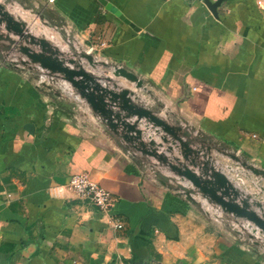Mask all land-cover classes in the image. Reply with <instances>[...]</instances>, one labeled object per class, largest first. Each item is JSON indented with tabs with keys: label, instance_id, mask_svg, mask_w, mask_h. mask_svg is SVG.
I'll list each match as a JSON object with an SVG mask.
<instances>
[{
	"label": "crops",
	"instance_id": "1",
	"mask_svg": "<svg viewBox=\"0 0 264 264\" xmlns=\"http://www.w3.org/2000/svg\"><path fill=\"white\" fill-rule=\"evenodd\" d=\"M208 1L217 0L0 3L61 57L72 51L87 67L91 55L103 83L129 87L140 105L191 131L201 161L225 172L258 208L264 0H222L216 13ZM8 44L0 42V264H264L262 243L234 227L241 217L204 194L187 195L177 185H191L182 176L164 180L160 170L173 175L167 165L110 129L60 77L41 81L39 65L20 63L26 56ZM139 127L144 141L188 163L171 136L165 143L146 118ZM77 173L113 193L122 228L69 186Z\"/></svg>",
	"mask_w": 264,
	"mask_h": 264
},
{
	"label": "water",
	"instance_id": "2",
	"mask_svg": "<svg viewBox=\"0 0 264 264\" xmlns=\"http://www.w3.org/2000/svg\"><path fill=\"white\" fill-rule=\"evenodd\" d=\"M221 1H208V5L216 13V7ZM108 7L121 19L134 25L117 6L109 4ZM2 24H4L6 32L0 29V42L3 40L9 42L6 50L19 48L26 56V59L20 63L26 66L31 62L36 63L42 70L60 77L68 83L71 88L76 90L77 97L86 101L110 129L120 134L135 149L155 157L170 168L173 173L172 177L163 170L159 171V175L164 180H176L180 176L186 178L191 185L185 181H178L177 185L187 195L194 197L197 193L204 194L208 199L216 202L223 211L246 218L248 222H253L264 233V214L254 207L247 197L242 196L237 185L225 172L207 161H201L202 149L192 146L194 140L191 131H182L180 127L172 125L152 109L140 105L132 97L135 93L129 87L117 89L106 85L101 81L103 78L88 69L82 59L75 54L71 57H61L59 49L53 47L46 38L34 35L25 22L18 20L9 12L5 3H0V25ZM12 34L16 37H13ZM36 46H39V49H36ZM85 56L93 65L92 56ZM0 58L4 59L5 54L0 53ZM115 70L117 73L128 76L131 80L137 81L139 85L143 84L142 79H139L136 74L128 72L124 67L116 66ZM116 84L114 83V85ZM114 106L118 109H113ZM132 116H135V119L130 121L129 118ZM143 118L158 127V130L165 132L166 135L162 137L165 143L168 142L169 135L179 144L187 164L172 161L168 155L159 151L154 139H151L149 143L143 140V129L139 127ZM27 127L31 129L32 123H28ZM258 205L260 206V203Z\"/></svg>",
	"mask_w": 264,
	"mask_h": 264
},
{
	"label": "built area",
	"instance_id": "3",
	"mask_svg": "<svg viewBox=\"0 0 264 264\" xmlns=\"http://www.w3.org/2000/svg\"><path fill=\"white\" fill-rule=\"evenodd\" d=\"M54 1V0H49ZM41 81H52L54 75L42 70L40 74ZM69 186L74 189L80 197L88 199L92 204L102 210L111 220L115 222V226L122 228L124 223L119 218L116 210V198L113 193L102 184L92 181L84 173H77L70 177ZM240 221L234 222V227L240 229Z\"/></svg>",
	"mask_w": 264,
	"mask_h": 264
},
{
	"label": "rangeland",
	"instance_id": "4",
	"mask_svg": "<svg viewBox=\"0 0 264 264\" xmlns=\"http://www.w3.org/2000/svg\"><path fill=\"white\" fill-rule=\"evenodd\" d=\"M70 53L73 55L74 53H72V51H70ZM87 67L94 71V72H100V70L96 67H94V65H90L87 63ZM71 88V87H70ZM72 91H76L75 89L71 88ZM76 94V92L74 93V95ZM167 171H169V167L166 166L165 168ZM254 185V184H253ZM255 186V185H254ZM256 194V198L259 200H261V202H264V191H260L259 193H255ZM259 208V209H258ZM257 209L264 214V204L260 203V207H258ZM241 224V225H240ZM240 225V230L242 231V233H245L248 236H251V238L259 240L260 243H262L263 247H264V233L262 230H258L255 227V224L253 222H248V220L246 218H241V222H239Z\"/></svg>",
	"mask_w": 264,
	"mask_h": 264
},
{
	"label": "bare ground",
	"instance_id": "5",
	"mask_svg": "<svg viewBox=\"0 0 264 264\" xmlns=\"http://www.w3.org/2000/svg\"><path fill=\"white\" fill-rule=\"evenodd\" d=\"M255 227L259 230V228L255 225Z\"/></svg>",
	"mask_w": 264,
	"mask_h": 264
},
{
	"label": "trees",
	"instance_id": "6",
	"mask_svg": "<svg viewBox=\"0 0 264 264\" xmlns=\"http://www.w3.org/2000/svg\"><path fill=\"white\" fill-rule=\"evenodd\" d=\"M8 66H11V65L8 64Z\"/></svg>",
	"mask_w": 264,
	"mask_h": 264
}]
</instances>
